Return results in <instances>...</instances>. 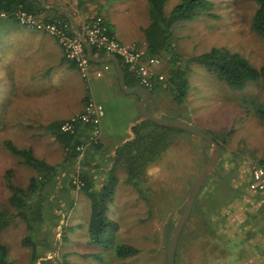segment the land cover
<instances>
[{
  "label": "rangeland",
  "instance_id": "1",
  "mask_svg": "<svg viewBox=\"0 0 264 264\" xmlns=\"http://www.w3.org/2000/svg\"><path fill=\"white\" fill-rule=\"evenodd\" d=\"M212 1L216 15L204 13L177 21L173 25L176 51L187 59L213 47L229 48L246 55L255 66H263L264 39L252 30L250 24L254 4L248 0ZM105 2L109 16L120 26L122 34L127 39L135 38L142 43L145 39L144 29L151 23L148 0ZM179 2L167 0L165 13L169 14ZM187 76L189 88L183 101L176 102L171 95L160 91L157 102L148 103L147 108L162 117L189 121L207 133H213L219 140L226 138L224 162L231 156H237L238 161L231 160L229 168L233 166L236 171L232 183H239L245 170H252L257 165L256 160L264 157V118L248 107L253 100L264 102V82L252 83L243 90H232L211 75L205 65L195 62L189 63ZM27 81L25 77L21 79L24 84ZM114 88L115 92H111L109 101L103 104L106 116L112 106L116 107L114 111L117 114L121 113L117 105L119 99L115 98L119 97V88L115 84ZM9 90L0 70V201L3 204L8 203L9 196L4 180L5 172L12 169L14 180L21 185H25L32 175V170L19 162L5 141L11 140L19 147H31L38 156L52 164L60 163L64 156L62 147L50 132L33 128V125L43 122L33 117V97L12 95ZM118 117L114 120H117L122 131L121 114ZM109 120H112L111 113ZM167 131L163 135L160 154L148 164L143 176L134 180L136 183L126 180L123 171L119 172L113 199L108 203V216L118 226L106 246L94 245L89 241V197L82 190H70L54 202V206L60 209L57 212L61 215L59 225L53 226L51 219H48L39 234L46 242L39 245L41 248H38V253L44 255L48 252L47 256L31 261L32 249L22 243L26 234L24 222L15 221L2 232L0 241L9 246V264H167L168 241L172 229L204 162L202 150H199V146L204 144L202 140L187 131ZM235 162L240 164L239 169ZM75 168L77 171L76 164ZM210 179L202 186L198 199L208 188ZM258 205L254 204L253 207L257 208ZM226 213L234 223L238 221L237 217L242 218L243 210L229 209ZM49 217H53L52 214ZM187 224L189 226L190 221ZM62 225L72 229H66L63 234ZM63 235L67 236L66 240ZM33 236L35 240L38 235ZM52 243H55L54 248ZM119 243L133 245L139 252L119 258L115 250ZM195 251L196 259H187L185 247H182L180 259L175 264H239V261L242 264H264L262 259H253L248 250L242 253V259H227L226 255L216 258L218 252L212 251L207 259H202L197 252V245ZM190 260L192 263H189Z\"/></svg>",
  "mask_w": 264,
  "mask_h": 264
},
{
  "label": "trees",
  "instance_id": "2",
  "mask_svg": "<svg viewBox=\"0 0 264 264\" xmlns=\"http://www.w3.org/2000/svg\"><path fill=\"white\" fill-rule=\"evenodd\" d=\"M248 1L254 4L250 20L251 28L264 39V0ZM148 2L151 23L144 29L145 57L159 56L164 65V79L155 81L153 87L149 89L151 102H157L160 91L171 95L176 102L183 101L188 93L187 70L191 62L205 65L211 75L232 90H243L252 83L264 82V65L255 66L246 55L238 51L213 47L187 59L176 51L173 44V25L177 21L191 19L204 13L216 15L212 0H180L169 14L164 11L167 0H148ZM20 10L32 14L43 22L67 24L68 34L76 35L66 16L55 9L44 8L39 0H0V23L4 20L18 22L17 13ZM99 15L88 17L84 25ZM103 19L107 33L114 35L111 25L104 17ZM79 27L82 30V24L79 23ZM92 49L100 56L109 54L102 48L92 46ZM118 59L123 67L127 85L133 88L142 86L121 58L118 57ZM72 63L76 66L74 62ZM89 97L88 95L85 105ZM248 107L252 108L259 117L264 118V102L253 100ZM66 120L68 119L53 121L45 126L63 149V160L58 164H52L46 158L38 156L31 147H19L11 140L5 141L19 162L32 170V175L25 185H21L14 180L12 169L5 172L4 180L9 196L7 204L0 201V237L13 222H24L26 234L22 243L31 247L32 262L33 259L37 261L48 255V252L44 255L38 253V248H41L39 245L46 242L39 237V234L48 219H51L53 226L59 225L61 215L57 212L60 209L54 206V202L61 194L70 190H82L89 197L91 208L88 223L89 241L94 245L106 246L118 226L108 216V203L113 199L119 172L123 171L128 181L134 182L136 178H141L148 164L160 154L163 148L161 144L163 135L167 134V130L184 131L143 119L131 127L132 137L121 144L118 143L112 152H107L102 151L100 137L92 138L94 124L91 121L76 119L74 132H70L62 129V124ZM209 134L220 144L222 156L204 183L206 184L212 175L208 188L201 198L198 199L201 190L197 195L187 220V222L190 221L191 226H188L186 222L187 225L185 224L183 228L177 245L175 263L180 259L182 247H185L187 259H196L195 245L202 259H207L211 251L218 252L216 258L226 255L227 259H242V253L248 250L251 251L253 259L264 260V244L253 243L255 238L260 239L258 226H264V193L250 189L251 169L245 170L239 183H232V176L236 171L233 166L229 168V164L232 163L231 160L238 161V158L234 155L224 162L226 138L219 140L213 133ZM193 135L204 142L202 146H199L204 161L200 172L210 157L211 144ZM82 148L84 160L76 171L75 164ZM256 163L264 167V157L258 158ZM236 164L239 169L240 164ZM98 173L101 175L97 176ZM254 204H259L258 209L253 207ZM229 209L233 211L242 209V218L237 217L238 221L232 223L230 216L226 213ZM50 214L53 217L50 218ZM62 229L64 234L66 229L71 230L72 227L62 225ZM33 234L38 235L35 240ZM63 237L67 239L66 235ZM54 245L55 243L53 248ZM115 250L119 258H126L139 252L137 247L125 243H119ZM41 263H43L42 260ZM189 263L192 261L190 260ZM240 263L242 264L241 261ZM0 264H9V246L1 241ZM120 264L144 263L122 262Z\"/></svg>",
  "mask_w": 264,
  "mask_h": 264
},
{
  "label": "crops",
  "instance_id": "3",
  "mask_svg": "<svg viewBox=\"0 0 264 264\" xmlns=\"http://www.w3.org/2000/svg\"><path fill=\"white\" fill-rule=\"evenodd\" d=\"M47 1L67 8L78 27L79 23L82 24V30L80 27L79 29L83 36L84 23L88 17L100 14L111 25L118 40L139 48L145 47V40L140 43L139 40L127 39L122 34L120 26L109 16L105 0ZM93 53L99 58L111 55L109 53L100 56L94 51ZM94 63V69L101 71V76H96L92 72L88 78H83L76 66L66 58L62 46L53 35L24 27L11 20L0 23V70L12 95L33 97V117L43 121L37 126L33 125V128L45 129V126L53 121L69 119L81 113L88 95L104 104L111 98V92H115L114 84L118 86L122 95L119 93V97L115 98L119 99L117 105L121 112L118 114H121L123 120L122 131L117 120H114L118 117L114 106L108 110L107 116L105 113L101 121L102 151L112 152L118 143L121 144L132 137L131 127L143 120L138 111L140 97L136 94H126L121 90L113 62ZM24 77L28 80L26 84L21 82ZM148 103H151L150 96L146 106ZM110 113L112 120H109ZM257 230L260 232V239L255 238L256 242L254 240L253 243L259 242L263 245L264 226H258Z\"/></svg>",
  "mask_w": 264,
  "mask_h": 264
},
{
  "label": "built area",
  "instance_id": "4",
  "mask_svg": "<svg viewBox=\"0 0 264 264\" xmlns=\"http://www.w3.org/2000/svg\"><path fill=\"white\" fill-rule=\"evenodd\" d=\"M18 23L41 30L53 35L63 48L66 58L76 64V68L83 78H88L92 72L96 76H101V71L94 69V64L88 58L87 51L82 39L75 35L71 36L67 32V24L56 22H43L20 10L17 13ZM85 38L91 46L102 48L110 54H115L121 58L126 67L138 78L143 87L151 89L155 81L164 79L163 61L159 56L145 57L144 48L128 45L118 40L114 35H109L104 25L101 15L95 17L91 22L84 25ZM105 115V108L102 102L90 96L84 111L71 117L62 124L65 131L74 132V122L76 119L91 121L94 124L92 138L97 139L101 134V121ZM84 160V150L77 157L76 167L79 169L80 163ZM251 190L264 193V167L253 166L251 170Z\"/></svg>",
  "mask_w": 264,
  "mask_h": 264
},
{
  "label": "water",
  "instance_id": "5",
  "mask_svg": "<svg viewBox=\"0 0 264 264\" xmlns=\"http://www.w3.org/2000/svg\"><path fill=\"white\" fill-rule=\"evenodd\" d=\"M39 2L44 8L55 9L67 17L76 35L82 39L85 45L86 51H87L88 58L91 61L93 62L110 61L114 63L116 72H117L118 83H119L121 90L126 94H136L140 97L139 104H138V111L140 115L142 116V119L155 122L159 125L174 127V128L187 131L189 133L195 134L207 140L211 144L212 151H211L210 157L207 163L205 164V166L202 168V170L193 180L190 190L187 195L186 203L183 207V210L176 224L174 225L172 229V232H171V235L168 241L167 264H175L177 245H178L181 233L183 231V228L192 212L197 195L200 192L206 179L208 178V176L210 175V173L212 172V170L214 169V167L217 165V163L219 162L221 158L222 150H221L220 144L209 133L200 129L199 127H197L196 125H194L193 123L189 121H186L183 119H173V118L162 117V116H159L149 111L146 106L147 100L149 99V96H150L149 90L143 86L133 88L127 85L125 81V74H124L123 68L119 62L118 57L115 54H111L103 58L96 57L93 53L92 46L88 43L86 38L82 35L74 17L72 16V14L67 8L59 6V5H55V4H50L48 3L47 0H39Z\"/></svg>",
  "mask_w": 264,
  "mask_h": 264
}]
</instances>
